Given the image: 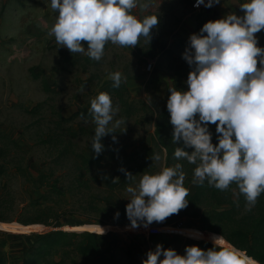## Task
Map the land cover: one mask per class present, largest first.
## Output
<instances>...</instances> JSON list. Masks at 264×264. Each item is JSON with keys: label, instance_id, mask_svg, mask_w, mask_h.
I'll return each mask as SVG.
<instances>
[{"label": "rangeland", "instance_id": "1", "mask_svg": "<svg viewBox=\"0 0 264 264\" xmlns=\"http://www.w3.org/2000/svg\"><path fill=\"white\" fill-rule=\"evenodd\" d=\"M148 2L150 6L147 9L138 6L133 14L140 18L159 15V23L151 31V41L141 37L139 44L133 48L109 42L105 46L103 57L97 61L85 53L72 54L66 47L59 46L54 36L48 35L57 17V13L50 7V0H47L48 5L45 0H0V131L27 150V155L34 157V174L37 175L42 170L43 163L51 161L54 156V150L43 140L55 129L57 132L67 127L78 130L80 137L77 145L89 158L107 153L116 154L119 149L126 154L139 142H144L155 130L158 113L167 105L169 87L175 86L172 77V74H177L175 67L187 62L183 58L187 47H178L169 53L173 42L196 33V18L206 10L210 12V17L219 18L230 12L244 14L237 4L244 0H220L219 4L210 8L204 5L196 7V0ZM214 12L218 14L215 15ZM82 43L87 46L86 42ZM181 70L187 80L192 68L186 63ZM117 71L121 72L122 79L129 88V101L133 108L128 114L118 100L111 97L114 107L119 108L109 125L116 132L105 136L108 138L106 150L97 156L91 146L96 127L91 114L83 119L78 116L73 122L62 126L57 122L59 114L69 117L79 109L89 111L91 100L104 92L105 82L111 80L110 74ZM81 127L85 130H81ZM113 136L116 137L115 140ZM112 161L113 164L106 165V170L114 174L116 180H120L124 171H117L118 162ZM3 164L8 166V170L16 169L15 162L9 163V159L4 161L1 158L0 147V169ZM155 165L152 173L164 167L163 160L156 161ZM67 167L70 164H59L57 174L66 172ZM143 174L144 172H139L136 180ZM5 185L14 191L16 205L9 207L7 216L12 219L10 222L0 220V240L7 243L3 246L7 250L5 264H15L22 261L23 253L19 250L22 248V241L25 242L23 244L27 241L23 237L15 238L14 235L42 233L48 228L41 224L24 225L18 221L31 200L28 194L30 188L24 183V179L14 175L12 171L9 174L6 172L0 178V194ZM190 190H196L194 184L190 185ZM42 193L43 190L31 192L35 197H40ZM93 194L112 200L115 198L102 189L94 190ZM116 196L130 201L126 190L118 191ZM63 200L65 205L61 212H66L71 207L72 199L66 194ZM94 216L95 214L89 215L81 211H68L60 219L62 226L52 227L50 230L72 226L70 224L90 225L94 232L117 242L116 255L120 264H143L144 250L150 246L155 247L158 243L165 249L171 247L184 254L187 246L195 245L191 241L193 239L213 244L212 237L221 236L197 228L183 227H175L176 232L148 236L142 226L132 229L130 223L122 224L117 219L102 223L93 220Z\"/></svg>", "mask_w": 264, "mask_h": 264}, {"label": "clouds", "instance_id": "2", "mask_svg": "<svg viewBox=\"0 0 264 264\" xmlns=\"http://www.w3.org/2000/svg\"><path fill=\"white\" fill-rule=\"evenodd\" d=\"M45 3L48 5L47 0ZM219 3L196 0L195 6L210 8ZM237 4L242 16L230 12L190 35L183 54L192 68L188 87L186 91L169 87L167 110L174 126L172 143L183 141L186 148L194 149L176 147L173 153L177 160L195 165L192 183L207 181L220 190L235 184L238 192L234 190V195H243L247 205L254 206L264 193V47L255 35L264 29V0ZM138 6L147 9L150 5L148 0H50L57 17L48 35L72 54L85 53L99 61L109 42L133 48L141 37L151 41L159 15L140 18L133 14ZM110 78L113 87H120L121 72L111 73ZM118 111L106 92L91 100L89 112L96 125L91 146L97 156L105 147L102 138L116 132L109 125ZM210 124H216L219 134L216 144ZM151 158L159 161L161 156L157 153ZM121 171L134 185L126 189L130 200L126 215L132 229L161 223L188 206L189 190L181 163L155 173L144 172L138 181L131 172ZM119 215L117 211L115 217ZM212 241L207 249L187 246L184 254L158 243L143 264H250L245 252L226 244L221 236H213Z\"/></svg>", "mask_w": 264, "mask_h": 264}, {"label": "trees", "instance_id": "3", "mask_svg": "<svg viewBox=\"0 0 264 264\" xmlns=\"http://www.w3.org/2000/svg\"><path fill=\"white\" fill-rule=\"evenodd\" d=\"M210 12L199 14L196 18V33H199L203 25L209 20L219 17H210ZM217 15V12H214ZM259 33L264 47V29ZM190 37V36H189ZM189 37L179 38L169 48L172 53L178 47H187ZM187 63V62H186ZM186 63L175 67L177 74H172L177 89L187 90L185 74L182 72ZM190 66V65H189ZM259 66V65H258ZM191 67V66H190ZM188 78V77H187ZM113 81L108 80L104 84V92L116 98L118 102L131 113L133 105L129 101V88L122 79L120 87H113ZM46 85V82H45ZM48 87V86H47ZM89 116L90 112L83 108L73 115L67 117L59 114L58 125L71 123L75 118ZM198 118V116H197ZM218 123V122H217ZM155 130L150 133L144 142H139L131 151L123 154L120 149L116 154H103L96 158L86 156L83 149H79L77 142L80 137L78 130L71 127L62 128L58 132L53 130L47 135L43 142L54 150L51 161L43 163L42 170L36 175L32 171L35 162L34 157L27 155V150L22 148L8 134L0 131L1 158L9 163L15 162L16 169H9L14 175L24 179L30 191V203L19 217L18 221L24 225L41 224L48 229L42 233L14 235L15 238L23 237L22 261L15 264H120L116 255L118 248L115 240H109L106 236L94 232L89 226H65L63 228L50 230V228L61 227L62 215L68 211H81L89 215L95 214L93 220L108 222L117 219L120 223H130L126 215V205L130 201L117 198L118 191H124L131 184L127 181L124 171L122 179L116 180L114 174L106 170L107 164H113L117 160L118 170L125 169L137 176L139 172H151L156 166L151 156L159 154L163 160L164 167L174 166L176 163L183 165L186 174L185 187L189 190L188 206L173 214L161 223L153 222L161 226L197 228L220 234L227 244L245 252L250 258V264H264V193H262L254 206H248L243 195L237 198L234 190L238 192L235 184L228 189L220 190L209 186L207 181L203 185L194 184L196 190L192 192L190 185L193 184V170L195 165L184 160H177L173 153L176 147H185L183 141L172 143L174 126L170 123V113L167 105L162 108L155 119ZM81 130H85L83 127ZM213 143H218L216 124H210ZM108 138L103 137L102 143L107 147ZM186 151L194 149L186 148ZM70 164L66 172L57 174L59 164ZM7 165H2L0 178L10 173ZM14 170V171H13ZM113 194L114 199L104 196H95L94 190ZM43 190L40 197H35L31 192ZM71 196V207L66 212L63 209L64 195ZM15 193L7 185L0 194V220L10 222L7 216L9 207L16 205ZM67 206V205H66ZM228 206L227 208H220ZM73 208V209H71ZM119 212L118 218L115 213ZM79 225V224H77ZM90 230V231H88ZM5 235V234H4ZM193 244L203 249L213 246L210 242L191 240ZM7 243L0 240V264H5Z\"/></svg>", "mask_w": 264, "mask_h": 264}, {"label": "built area", "instance_id": "4", "mask_svg": "<svg viewBox=\"0 0 264 264\" xmlns=\"http://www.w3.org/2000/svg\"><path fill=\"white\" fill-rule=\"evenodd\" d=\"M151 66V65H150ZM179 228V227H178ZM142 229L144 230V232L148 235V236H158L161 235L163 233L166 232H176L175 227H169V226H161V225H157L152 223L150 226H148L147 228H145L144 226H142ZM178 232V231H177ZM156 247V246H155ZM155 247H148L147 249L144 250V254H143V258L146 259L147 258V253L149 250H154ZM163 257H161L162 259Z\"/></svg>", "mask_w": 264, "mask_h": 264}, {"label": "crops", "instance_id": "5", "mask_svg": "<svg viewBox=\"0 0 264 264\" xmlns=\"http://www.w3.org/2000/svg\"><path fill=\"white\" fill-rule=\"evenodd\" d=\"M241 16H242V14H240ZM196 28V27H195ZM257 37H258V43H259V45L261 46V47H263L262 46V41H261V38H260V36H259V33H256L255 34ZM90 226V225H89ZM181 228V227H180ZM183 228H188V227H183ZM249 257V256H248Z\"/></svg>", "mask_w": 264, "mask_h": 264}, {"label": "water", "instance_id": "6", "mask_svg": "<svg viewBox=\"0 0 264 264\" xmlns=\"http://www.w3.org/2000/svg\"><path fill=\"white\" fill-rule=\"evenodd\" d=\"M248 256V255H247Z\"/></svg>", "mask_w": 264, "mask_h": 264}]
</instances>
